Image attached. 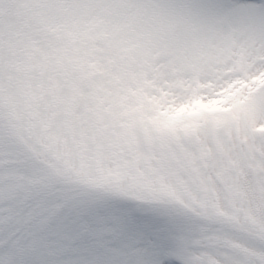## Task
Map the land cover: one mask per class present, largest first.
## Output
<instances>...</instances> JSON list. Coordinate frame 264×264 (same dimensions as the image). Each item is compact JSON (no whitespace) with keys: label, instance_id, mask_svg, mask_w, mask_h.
I'll list each match as a JSON object with an SVG mask.
<instances>
[{"label":"snow or ice","instance_id":"obj_1","mask_svg":"<svg viewBox=\"0 0 264 264\" xmlns=\"http://www.w3.org/2000/svg\"><path fill=\"white\" fill-rule=\"evenodd\" d=\"M0 264H264V0H0Z\"/></svg>","mask_w":264,"mask_h":264}]
</instances>
